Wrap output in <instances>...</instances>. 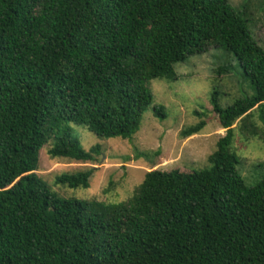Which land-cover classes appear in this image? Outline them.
Listing matches in <instances>:
<instances>
[{
    "label": "trees",
    "instance_id": "obj_1",
    "mask_svg": "<svg viewBox=\"0 0 264 264\" xmlns=\"http://www.w3.org/2000/svg\"><path fill=\"white\" fill-rule=\"evenodd\" d=\"M212 48L256 94L225 109L213 94L227 134L211 168L148 172L121 203L61 198L36 173L45 146L53 159L102 155L71 124L132 140L154 103L148 83L175 81ZM263 105L264 49L229 0H0V264H264V179L247 187L231 151L234 124ZM95 171L57 184L88 189Z\"/></svg>",
    "mask_w": 264,
    "mask_h": 264
},
{
    "label": "rangeland",
    "instance_id": "obj_2",
    "mask_svg": "<svg viewBox=\"0 0 264 264\" xmlns=\"http://www.w3.org/2000/svg\"><path fill=\"white\" fill-rule=\"evenodd\" d=\"M229 2L246 16L252 37L264 49V0ZM176 72L173 82L148 83L154 103L144 113L132 140L99 138L86 127L71 124L72 134L83 148L89 151L100 146L102 155L95 163L53 159L49 154L51 145L45 146L36 173L61 198L121 203L133 196L148 172L193 173L211 168L209 157L227 134L213 110V94L219 93V105L225 109L238 100L254 97L256 91L244 78L234 55L218 48L187 58L176 66ZM202 121L206 126L200 134L183 137L186 129ZM233 128L235 140L231 151L238 157L237 169L245 185L254 187L264 179V105L239 119ZM89 169L96 171L88 189L57 184L62 174Z\"/></svg>",
    "mask_w": 264,
    "mask_h": 264
}]
</instances>
